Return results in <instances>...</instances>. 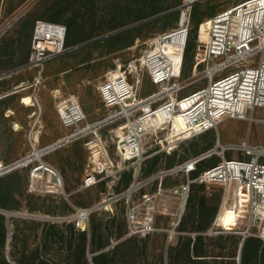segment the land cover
<instances>
[{
  "label": "built area",
  "instance_id": "1",
  "mask_svg": "<svg viewBox=\"0 0 264 264\" xmlns=\"http://www.w3.org/2000/svg\"><path fill=\"white\" fill-rule=\"evenodd\" d=\"M202 1L205 0H181L175 27L148 39L140 56L126 66L115 61L116 70L96 85L106 110L100 118L87 121L73 96L52 93L59 121L66 132L47 146L32 145V151L18 160L15 168L39 158L30 170L28 192L60 193V176L44 166L40 157L76 140L83 141L87 150L86 177L81 188L120 172L123 168L120 163L137 166L128 188L96 205L75 210L69 220L77 229H87L91 213L123 200L122 239L145 238L161 230L154 225L156 216L171 217L174 226L179 224L193 185L205 188L220 185L219 212L230 193L234 195L235 190L238 196L240 189L245 188L247 219L245 229L239 233L242 237L258 236L264 240V225L258 224L264 219V145L250 146L242 142L236 148L243 154L242 158H225L224 153L232 147L215 142L197 155L136 180L141 164L148 157L163 152L170 154L181 143L216 129L224 119H250L249 113L256 107L264 108V0H242L203 21L206 38L200 40L198 32L193 75L200 74L206 84L180 94L183 85L179 64L189 35L191 8ZM65 32L62 24L35 20L25 67H40L65 53L68 50L64 45ZM256 55H260L257 63L249 60ZM138 72L148 75L155 91L144 96L139 94ZM104 128H107L105 138L101 134ZM111 145L119 162L109 155ZM34 151L39 153L38 158L22 162ZM98 151L100 154H96ZM213 155L220 158L218 162L191 176L203 160ZM167 178L175 182L163 184ZM43 180L41 189L38 183ZM153 182L154 189L140 192ZM215 224L214 221L213 227ZM255 227L261 228L259 234L252 232Z\"/></svg>",
  "mask_w": 264,
  "mask_h": 264
},
{
  "label": "rangeland",
  "instance_id": "2",
  "mask_svg": "<svg viewBox=\"0 0 264 264\" xmlns=\"http://www.w3.org/2000/svg\"><path fill=\"white\" fill-rule=\"evenodd\" d=\"M240 1L242 0L203 1L201 10L202 21L200 23H206L203 21L210 17V10L217 13ZM157 2L160 3L159 0H0V74L6 70L21 66L19 59L25 55L27 50L22 28L26 26V23L32 17L43 16L60 21L59 23L68 28L66 34L68 32L69 40H74L77 43L85 42L98 35L102 37L98 39V43H95V41H98L95 40L68 50L40 67H24L8 77H1L0 160L3 166L23 158L32 151V147L28 145L26 137H24L27 132L32 130L31 127H28L31 121H35L32 127L41 130L43 135H45L44 137L59 138L66 132L59 121L55 108L56 101L52 93H60L63 97L73 96L86 114L87 121L96 120L106 113L96 90L97 83L102 81L106 74L116 70V60L124 64V66L128 62L136 60L148 39L158 33L170 30L175 27L178 21L179 10L177 7L180 5L181 0H163L161 5H159L162 11L151 15L149 12L151 4ZM23 10L24 12L20 18L13 22L19 21L17 26H14L11 23L13 13H20ZM199 24L195 25L190 22V35H188L186 48L179 64L183 85V90L180 94L192 92L206 84V79L202 78L200 74L193 75L198 32L200 40H205L206 38V28L199 26ZM119 25L127 27L125 29H130L128 33L133 36L134 41L132 46L117 49L107 41V33L110 29L117 28ZM88 35L92 37L89 38L87 37ZM78 36L80 38H76ZM7 53L15 55L16 61L12 58H10L11 60L8 57L5 58ZM259 56L256 55L249 60L257 63ZM115 73H112L114 77H116ZM138 75L141 81L139 89L141 96L155 91L156 87L150 82L146 73L138 72ZM135 76L136 74H134L133 78ZM128 78L132 77L129 75ZM32 111H35L36 115L31 118L28 115ZM249 116L251 118L245 120H223L217 125L216 129L204 133L203 136L181 143L170 154L163 152L148 157L141 164L136 180H142L151 173H156L159 169L172 167L191 156L211 148L214 139L224 146L232 147L224 153L225 158H242L243 154L236 150L242 142H247L250 146L264 145V108L256 107L251 114L249 113ZM19 122L21 123L20 125L18 124ZM14 128L20 129V131L14 132ZM106 129L101 130L104 138L107 136ZM108 152L116 162H119L112 145L108 148ZM28 158L32 160L36 156L33 154L27 156L23 162H26ZM38 159L33 160L27 166L14 168H23L27 172V189L30 170L37 165ZM219 159L217 155H213L203 160L201 165L205 167L218 162ZM155 160L156 162L154 163ZM120 164L123 167L120 172L100 179L93 186L82 189L78 194L73 195L74 204L90 207L94 205V201L98 200L100 202L101 199L110 198L112 195L128 188L129 185L126 188L124 187V182L126 180L130 183L132 182L137 166L130 163ZM153 165L152 172L148 173ZM90 182L91 180L88 179V183ZM174 182L167 178L163 181V184ZM44 184V180L38 183L41 189H43ZM154 186L155 182L150 183L140 192L152 190ZM203 188L207 191L203 194V200H207L211 205H217L218 209L222 199V189L214 186L209 188L203 186ZM61 192L62 190H60V193L28 192L27 190L30 195L40 198L32 203L28 202V205L31 206L33 203H36V205L42 204L44 205L42 210L31 212L12 210L8 218H26L40 222L55 223L70 222V217L66 216H70L72 211H68L64 215L45 212L47 209H54L49 204L51 200H54V197H58L57 200L60 203L57 209L61 213L68 209L67 204L64 206L61 203L65 201L62 200L65 196ZM236 193L234 190V195L233 193L229 194L226 204L218 214L217 221L224 225L226 229H229L227 227H232L231 231L242 232L245 229L247 219V212L244 206L246 190L241 188L238 196ZM17 200L22 205L24 204V198L17 196ZM123 208L124 202L119 200L108 205L107 209L100 210L99 215L97 213H95V216L92 215V220L90 219L91 221H89V225L91 223H93L92 225L100 224L101 237L106 243L105 250L111 249L117 242L124 240L122 236L117 237L119 230L122 229ZM258 224H260V227L263 226L264 219H260ZM260 227L252 228V232L259 234L261 231ZM8 228L9 234H11L14 228L12 220H9ZM247 237L261 239L258 236ZM33 239L34 237L31 235L30 240ZM129 240V244L125 248L121 246L117 250V254H115L116 264H167L166 244L164 246L161 241L155 240L150 236L149 238L147 236ZM32 243L29 245L30 249L35 245V243ZM18 245V247H21V244ZM8 250L9 246H7ZM89 256L91 255L89 254Z\"/></svg>",
  "mask_w": 264,
  "mask_h": 264
},
{
  "label": "crops",
  "instance_id": "3",
  "mask_svg": "<svg viewBox=\"0 0 264 264\" xmlns=\"http://www.w3.org/2000/svg\"><path fill=\"white\" fill-rule=\"evenodd\" d=\"M17 14H18L17 12L15 14L13 13L12 17L14 18ZM35 20H44L55 23L60 22L58 20L52 18H46L43 16H35L30 18L29 22L26 23V26L22 28V30L24 31L23 36L25 39L27 50L25 55L20 57L19 59V62H21L20 64L21 66L10 69V70H15V69L17 70L2 78L8 77L14 74L15 72L22 70L23 66L26 64L25 62L27 61V57H28L32 28ZM18 22L13 23V25L17 26ZM124 30L126 29H124V27L120 25L119 27L117 26V28L114 27L110 29V31L107 33L106 39ZM83 36L86 37L85 35ZM87 37H92V36L88 35ZM97 37L100 36L99 35L94 36L92 39ZM132 45L133 43L130 46ZM128 46L129 45L127 44L126 41L124 42L119 41L116 42V46H114V48L120 49V48H126ZM69 47L66 48L68 49ZM14 56L15 55H11V58L15 60ZM10 70H6V71H10ZM35 115L36 112L32 111L28 116L32 118ZM227 119H234V118H227ZM236 120H243V119H236ZM34 122L35 121L33 120L31 121V123H29L28 127H31L32 130H30L24 135V137H26V142L28 143V145L30 146L33 145V147L35 148H41L53 143L54 141H56L61 137V136L59 138L44 137L45 135H43L41 130L32 127L34 125ZM18 124L20 125L21 123L19 122ZM13 131L19 132L20 129L14 128ZM200 136H203V133L197 136V138ZM215 142L220 144L219 141H215L214 139L213 145L215 144ZM96 154H100L99 151L96 152ZM86 160H87V150L83 144V141L81 140H76L67 145L51 150L50 152L40 157V161L44 165L50 167L51 169H54V171L60 176L61 190L66 195V197L63 198V200L66 201L65 203L68 205V209L65 212L61 213L57 209L58 204L60 203L57 200L58 197L57 198L54 197V200H52L53 204L51 205H53V208L56 209V213L64 215L66 214V212L72 211V214L70 216H66V217H71L74 215L76 209L89 207V206L76 205L72 200L73 199L72 197H74L73 195L78 194L82 189L93 186L90 185L81 188V184L83 183L86 177V169H85ZM213 186L222 189L220 185H213ZM204 192L207 191L204 190L203 186L201 185L193 186V190L186 203L184 213L177 226H174L173 224L174 219L171 217L156 216L154 225L157 228H160L161 230L156 231L149 236L155 240L161 241L162 245L164 244V246L166 244L167 264H189V261L191 262L197 261L198 264H239V260H240L239 251H240V243L242 240V235L239 232L231 231L232 227H227L229 229H226L224 225L218 223L217 217L219 214V207L217 209V205L215 204L211 205L210 203L207 202V200L206 201L205 199L203 200ZM105 199L107 200L109 198L101 199L100 202H102V200ZM100 202L97 200L94 201L93 204L96 205ZM100 210L90 214L87 222V228H89V226L93 224L91 223L89 225V221L92 220L91 219L92 215L95 216L96 215L95 213L99 215ZM208 220L209 222L207 224L204 223ZM214 221L216 224L213 227ZM218 225L219 228L221 229L218 228ZM203 226H205V228H203ZM121 227L122 229L120 230L122 231L123 234L125 232L124 214H123V223ZM169 235L170 237L168 238ZM119 242H117L116 244H118Z\"/></svg>",
  "mask_w": 264,
  "mask_h": 264
},
{
  "label": "trees",
  "instance_id": "4",
  "mask_svg": "<svg viewBox=\"0 0 264 264\" xmlns=\"http://www.w3.org/2000/svg\"><path fill=\"white\" fill-rule=\"evenodd\" d=\"M159 1L160 3L151 4V9L149 11L151 15L162 11L159 5H161L163 0ZM202 3L203 1L197 2L191 8L190 22L195 25H198L202 21ZM213 14L215 13L210 10L209 15L212 16ZM199 26L205 27L206 23H200ZM65 27L67 28V26ZM67 30L68 28L66 31ZM129 30L130 29L121 31L107 38V41L113 44V46H116V42L126 41L130 46L133 43V36L128 33ZM65 35V47L77 43L74 42V40H69L70 37L68 32L67 34L65 32ZM76 38H80V36ZM98 42L99 40L95 41V43ZM5 55V58L8 57L9 60H11L12 53H7ZM19 64H21V62H19ZM155 162L156 160L154 163ZM153 167L154 165L150 167L148 173L152 172ZM202 168L204 167L200 163L197 171L192 173L191 176H194ZM27 179V172L23 168L14 169L0 176V264H116L115 262L117 259L115 254H117V250H119L121 246L125 248L126 245L129 244V239L131 238H124V240H122L123 242L121 241L115 244L111 249L105 250L106 243L101 237L100 224L90 225L88 229L80 230L77 229L71 221L55 223L40 222L26 218H8L4 214L6 211H41L44 206L42 204L36 205V203H33L31 206L28 205V202L32 203L40 198L27 193ZM129 183L130 182L126 180L124 182V187L126 188ZM17 196L24 198L23 205L17 200ZM61 203L66 206L65 201ZM49 204H53V201L51 200ZM45 212L54 214L56 213V209H47ZM9 220H12L14 225L11 234H9L8 228ZM208 222L209 220L204 223L207 224ZM203 228H205V226H203ZM31 235L34 237L33 240H30ZM122 235V231L119 230L117 237ZM31 243H35V245L30 249L29 245ZM18 244H21V247H18ZM7 246H9L8 251ZM89 254L91 255L90 259L88 257ZM189 264H198V262L189 261ZM239 264H264V241L255 237L244 238L240 251Z\"/></svg>",
  "mask_w": 264,
  "mask_h": 264
},
{
  "label": "water",
  "instance_id": "5",
  "mask_svg": "<svg viewBox=\"0 0 264 264\" xmlns=\"http://www.w3.org/2000/svg\"><path fill=\"white\" fill-rule=\"evenodd\" d=\"M23 12H24V11L18 13V14H17V15L11 20V23H13L14 21H16V20L22 15ZM125 28H127V27H124V29H125ZM115 32H117V31H115ZM101 38H102V37H97V38H94V39L87 40V41H85V42H82V43H79V44H76V45H74V46L69 47L68 50H71V49L77 48V47L82 46V45H84V44H86V43H89V42H92V41H95V40H98V39H101ZM24 67H25V65L23 66V68H24ZM16 70H17V69L3 72V73L0 74V78L6 76V75H8V74H10V73H12V72H14V71H16ZM17 164H18V160L14 161L13 163H11V164H9V165H7V166H4L3 170L0 171V175L3 174V173H6V172H8V171H10V170H12V169H14V168L17 166ZM4 214L8 217V216L11 214V212H10V211H6V212H4ZM244 238H245V237H242V240H241V243H240V251H241V247H242V243H243ZM240 251H239V253H240ZM88 256H89V255H88ZM89 257H90V256H89ZM89 259H90V258H89Z\"/></svg>",
  "mask_w": 264,
  "mask_h": 264
},
{
  "label": "bare ground",
  "instance_id": "6",
  "mask_svg": "<svg viewBox=\"0 0 264 264\" xmlns=\"http://www.w3.org/2000/svg\"><path fill=\"white\" fill-rule=\"evenodd\" d=\"M205 28H206V26H205ZM33 155H35L36 158L39 157V153H38L37 151H34V152H33ZM28 159H29V158H28ZM22 162H23V161H22ZM44 166H46V165H44ZM3 168H4V166H3V164H2V162H1V160H0V171L3 170ZM53 170H54V169H53Z\"/></svg>",
  "mask_w": 264,
  "mask_h": 264
}]
</instances>
